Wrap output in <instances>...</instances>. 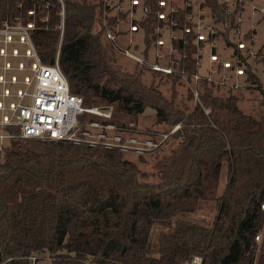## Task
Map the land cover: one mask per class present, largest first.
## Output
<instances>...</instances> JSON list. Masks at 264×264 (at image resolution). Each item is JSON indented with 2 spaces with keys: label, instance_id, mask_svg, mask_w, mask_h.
<instances>
[{
  "label": "trees",
  "instance_id": "1",
  "mask_svg": "<svg viewBox=\"0 0 264 264\" xmlns=\"http://www.w3.org/2000/svg\"><path fill=\"white\" fill-rule=\"evenodd\" d=\"M248 2L264 4L0 0V26L26 27L39 58L59 59L84 105H113L118 125H128L118 114L137 120L148 107L159 123L180 124L173 133L179 141L158 161L154 182L140 179L147 175L117 148L0 141V264H39L47 257L50 264H186L193 255L203 264H255L258 249L264 251V237L261 245L255 239L264 234V89L261 58L249 49L252 35L255 47L264 38L259 21L250 28ZM239 41L246 46L239 48ZM212 50L231 66L210 62ZM236 65L244 69L238 87L232 85ZM147 74L154 77L150 83ZM166 77L173 89L179 81L186 88L195 103L191 111L175 103L176 93L169 99L157 86L155 79ZM224 77L232 84L222 83ZM245 91L258 93L257 107L241 106ZM19 131L0 124V132ZM223 171L227 183L219 193ZM203 201L217 206L212 224L186 217Z\"/></svg>",
  "mask_w": 264,
  "mask_h": 264
},
{
  "label": "built area",
  "instance_id": "2",
  "mask_svg": "<svg viewBox=\"0 0 264 264\" xmlns=\"http://www.w3.org/2000/svg\"><path fill=\"white\" fill-rule=\"evenodd\" d=\"M249 9L250 28H255L258 21L262 24V37L264 38V4L258 2H248L246 5ZM162 17V15H161ZM238 21H243V13L238 17ZM201 25V24H200ZM204 27L203 25H201ZM136 28V26H132ZM189 30V29H187ZM209 35L213 34L212 27L209 29ZM242 26H238V34H242ZM29 35V33H28ZM107 35L111 40H115L114 35L108 30ZM206 34L200 32L198 39H204ZM251 47L249 53L252 56L261 58L262 62V79L261 84L264 89V41L259 47H255V38L250 37ZM31 46L28 48L27 54L31 57L30 68L32 75L26 74L21 84L15 89L6 88L3 98L0 99V109L6 110L0 117V124L16 125L20 131L16 133L6 134L0 132V141L19 138H35L48 141H66L75 144H86L88 146H101L104 148H117L128 150L129 148L136 151H143L141 141L138 139L137 133L139 129L135 122L128 125H118L112 121L114 116L113 105H90L83 104L82 96L72 93L69 88L68 80L64 75L59 59L56 58L54 64L43 62L32 44L29 36L28 40ZM214 46L211 42V48ZM239 48L246 46L245 41L238 42ZM259 49V51H257ZM130 57L136 58L143 62V59L136 54L131 53L128 49L123 50ZM232 52V50H231ZM210 62L220 61L223 67L231 66V59H221L213 50L210 52ZM240 54L236 55L239 58ZM152 67L162 71H171L170 67H163L157 63ZM20 69H25V63L20 64ZM236 81L232 84L227 82L225 77L222 83L239 86L238 77L244 74V69L236 65L235 68ZM212 70L210 69V72ZM194 80L197 81L201 74H193ZM13 83H19L18 77L14 76ZM195 98L198 100L199 91L194 87ZM6 98H8L6 100ZM209 109H206L208 112ZM91 115L89 119L81 120V116ZM129 132H133L130 134ZM150 143V142H149ZM264 209V203L261 206ZM260 235L256 236L258 239ZM34 259V258H33ZM204 258L200 255H193L186 264H203ZM32 264H36L31 262Z\"/></svg>",
  "mask_w": 264,
  "mask_h": 264
},
{
  "label": "rangeland",
  "instance_id": "3",
  "mask_svg": "<svg viewBox=\"0 0 264 264\" xmlns=\"http://www.w3.org/2000/svg\"><path fill=\"white\" fill-rule=\"evenodd\" d=\"M28 33L26 27H21L19 25L4 24L0 26V99L3 98V93L6 88L14 90L16 86L21 84V81L26 74L30 76L32 75L30 68L32 60L31 57L27 55L30 54L28 48L31 46L28 42ZM22 62L25 63V69L23 70L20 69V64ZM14 76L18 77L19 83L12 82ZM153 78L154 77L151 74H147L145 80L150 83ZM155 82H158L156 83L157 86L160 87L163 94L169 99L173 98L176 93L175 103L179 107H187L189 108V111H191L195 106V103L187 96L186 88L180 81L179 83L177 82L175 89L172 87V81L167 79V77L155 79ZM220 92L222 91L220 90ZM7 99L8 98H6V100ZM258 99L259 95L256 91H245L240 95L239 101L244 109L249 110L258 106ZM5 111L6 110L0 109V117ZM116 118L119 122H126V124H129L132 121L135 122L139 129L137 134L138 139L141 141L143 147V151H136L131 148L125 151L121 150L125 153L124 157L133 161L139 169L147 175L145 177L139 175L140 179L151 182L159 180V170L156 165L163 156L171 153V149L177 145L179 138L175 139L173 133L180 127V124L175 126L168 123H159L156 119V110L153 107L146 108L143 113L138 115L137 120L126 118V116H123L121 113L118 114ZM129 133L133 134V132ZM226 183V172L223 171L219 193H221V190L225 187ZM217 213V206L214 202L203 201L196 212L187 214L186 217L204 224H212ZM259 235L260 237L255 239L261 245L263 243L262 240L264 234L263 232H260ZM39 264H50L49 258H42L39 261ZM255 264H264V251L262 249H258L257 251V260Z\"/></svg>",
  "mask_w": 264,
  "mask_h": 264
},
{
  "label": "water",
  "instance_id": "4",
  "mask_svg": "<svg viewBox=\"0 0 264 264\" xmlns=\"http://www.w3.org/2000/svg\"><path fill=\"white\" fill-rule=\"evenodd\" d=\"M2 256H1V251H0V262H1Z\"/></svg>",
  "mask_w": 264,
  "mask_h": 264
}]
</instances>
